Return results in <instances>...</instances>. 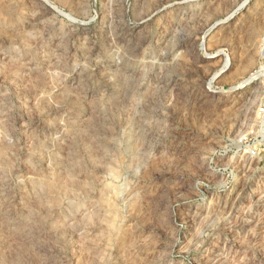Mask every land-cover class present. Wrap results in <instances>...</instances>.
<instances>
[{"label":"rangeland","instance_id":"374dc122","mask_svg":"<svg viewBox=\"0 0 264 264\" xmlns=\"http://www.w3.org/2000/svg\"><path fill=\"white\" fill-rule=\"evenodd\" d=\"M263 108L264 0H0V264H264Z\"/></svg>","mask_w":264,"mask_h":264},{"label":"bare ground","instance_id":"6f19581e","mask_svg":"<svg viewBox=\"0 0 264 264\" xmlns=\"http://www.w3.org/2000/svg\"><path fill=\"white\" fill-rule=\"evenodd\" d=\"M262 73L263 72H261V71H258L256 73H253L247 79H245L244 82L254 81L255 79H258L259 77H261V74ZM190 219H192V218H190Z\"/></svg>","mask_w":264,"mask_h":264},{"label":"built area","instance_id":"2783aa9c","mask_svg":"<svg viewBox=\"0 0 264 264\" xmlns=\"http://www.w3.org/2000/svg\"><path fill=\"white\" fill-rule=\"evenodd\" d=\"M262 111H264V108L262 109Z\"/></svg>","mask_w":264,"mask_h":264}]
</instances>
